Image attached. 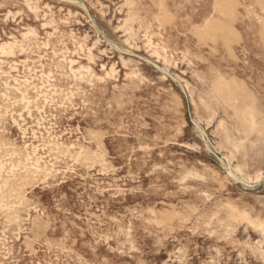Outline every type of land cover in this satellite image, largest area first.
Masks as SVG:
<instances>
[{
  "label": "rangeland",
  "instance_id": "374dc122",
  "mask_svg": "<svg viewBox=\"0 0 264 264\" xmlns=\"http://www.w3.org/2000/svg\"><path fill=\"white\" fill-rule=\"evenodd\" d=\"M0 48V264H264V0H0Z\"/></svg>",
  "mask_w": 264,
  "mask_h": 264
},
{
  "label": "bare ground",
  "instance_id": "6f19581e",
  "mask_svg": "<svg viewBox=\"0 0 264 264\" xmlns=\"http://www.w3.org/2000/svg\"><path fill=\"white\" fill-rule=\"evenodd\" d=\"M38 2V1H37ZM133 4V3H132ZM35 10H36V8H34ZM40 11V10H39ZM108 13V12H107ZM67 22V21H66ZM126 23H128V22H126ZM130 31V30H129ZM72 33V32H71ZM23 34V33H22ZM25 35H26V33H25ZM27 36V35H26ZM10 37V36H9ZM15 42V41H14ZM136 42V41H135ZM48 46V45H47ZM82 48V47H81ZM0 49H2V48H0ZM3 50V49H2ZM1 50V51H2ZM24 50V49H23ZM166 50V49H165ZM6 51V50H5ZM2 52H4V51H2ZM22 52V51H21ZM164 52V51H163ZM91 53V52H90ZM158 53V52H157ZM156 53V54H157ZM95 60V59H94ZM131 61V60H130ZM133 61H131V63H132ZM176 63V62H175ZM135 64H137V63H135ZM138 65V64H137ZM136 65V66H137ZM124 66V65H123ZM113 78V77H112ZM244 114H245V119L248 121V123H249V125H250V127L252 128V127H256V123H257V121H256V119H255V115H254V113L250 110V109H246L245 111H244ZM20 128V127H19ZM66 133V132H65ZM64 133V134H65ZM230 166V165H229ZM190 174V173H189ZM195 176H197V175H195ZM205 177V176H204ZM203 194V193H202ZM209 199V198H208ZM260 203V202H259ZM223 211V210H222ZM203 212H201V214H202ZM200 214V213H199ZM204 214V213H203ZM202 214V215H203ZM208 214V213H207ZM204 216V215H203ZM25 230V229H24ZM34 230V229H33ZM211 231H213V230H211ZM222 232V231H221ZM224 232V231H223ZM216 235H217V233H216ZM264 237V236H263ZM242 238H243V236H242ZM249 242V241H248ZM251 245V244H250ZM253 247V246H252ZM253 249V248H252ZM262 253V252H261ZM264 256V255H263ZM213 257H215V256H213ZM211 263V262H210Z\"/></svg>",
  "mask_w": 264,
  "mask_h": 264
}]
</instances>
